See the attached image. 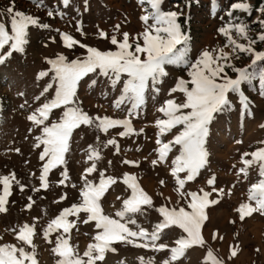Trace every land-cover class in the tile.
<instances>
[{"label": "rangeland", "instance_id": "1", "mask_svg": "<svg viewBox=\"0 0 264 264\" xmlns=\"http://www.w3.org/2000/svg\"><path fill=\"white\" fill-rule=\"evenodd\" d=\"M234 2L251 5L247 12L233 10L231 19L250 25L248 35L255 39L264 30V25L256 23L257 20H264V13L258 11L264 8V0H217L214 8L211 7L210 0H163L162 10L180 13L178 23L188 36L186 47L190 60H194L205 49L212 51L214 55L221 48L231 53V46L225 47L226 37L219 33L218 29L229 22L228 11ZM11 3L12 0H0V22L6 25L10 23V18L4 10ZM87 4L88 10L85 11L84 0H70V5L66 8L63 7L61 0H41L40 4L34 3L33 0H15V10H22L26 14L38 17L41 23L50 25L49 29L30 26L28 36L30 42L25 46V52H14L11 58L0 65V174H10L14 171L22 183L31 187H39L43 162L38 159L42 147L41 149L34 147L35 136L40 134V129L27 117L36 107L54 96L53 87L39 101L34 99L50 82L52 75L50 73L48 77L38 79V74L50 67L46 58H55L56 54H64L69 61L86 55V49L79 46L71 50L64 47L56 30L67 32L82 44L97 47L99 50H115V46L110 43V37L115 34L118 39H122L123 32H128L129 42L133 43L134 37L144 28L140 16L145 14V9L151 11L150 5L146 3L141 5L139 0H87ZM49 7L54 11L52 18L47 16ZM59 11H63L65 15L60 16ZM78 23L82 29L79 32ZM117 24L120 25L118 31L114 27ZM100 30L107 32V39L100 38ZM232 36L239 43H247L235 31L232 32ZM50 37H54L55 42H52ZM140 42L142 43V40ZM253 47L256 50H264V42L257 41ZM4 51H7V47ZM231 62L236 67H247L251 63V55L232 54ZM260 67H264V61L258 62L254 69L249 70L258 71ZM165 68L168 75L163 78L162 84L158 85L159 94L154 95L149 89L146 94V105L138 116L130 118L138 135L120 137L118 133L123 129L119 126L110 129L107 134L99 133L88 126H81L74 131L70 151L66 154L69 177L65 185L58 183L64 170V166H60L50 173V187L47 190L36 193L28 188L21 192L18 187L13 186L12 195L6 206L7 211L0 213V244L24 246L29 252L34 250L37 264H57L60 257L53 248L59 233L53 232L45 238L43 232L50 220L65 207L81 202L79 192L83 186L82 176L84 170L91 165V162L87 161L89 145L99 146L101 157L96 161L97 172L89 174L88 179L98 183L100 170H104L106 176L117 178L116 183L109 186L101 199L104 214L115 218V213L122 207V199L130 195V190L123 183L124 173L137 177V182L152 197L154 207L158 208L164 204L179 207L184 204L176 191L175 178L170 174L171 161L179 154L180 146H174L165 162L156 166L151 165V161L158 155L155 151L158 147L155 143L158 132L155 121L158 118H165L158 108L169 98L175 99L177 103H183L185 95L180 91L169 94V89L175 85L178 78L190 80L184 66L166 65ZM226 71L229 76L235 77L236 74L231 68ZM124 79L127 77H122L120 84L111 87L106 78L96 73L84 77L77 87V100L80 106L90 115L124 118L127 115V106H122L121 109L113 106L114 100L120 95ZM92 80L97 81L95 85L91 84ZM242 91L250 98L249 110L242 113L240 105L235 102L236 98L232 96L234 107L224 110L222 114H214V119L210 123V135L206 138L208 163L200 170L194 181L185 185V190L188 191H199L201 188L211 191L212 186L207 185V180L214 174L216 177L214 186L218 189L223 188L225 195L220 203L206 209L208 219L202 228L206 245L193 246L186 250L185 256L177 264H206L205 256L208 249H211L214 256L223 264H264V214L254 213L241 221L236 212L240 203L248 202V189L251 184L260 179L256 165L249 168L247 176L238 174V169L243 167L241 155L264 147V97L259 95V78L242 85ZM22 104L23 108L20 107ZM62 111L63 109L54 110L50 120L58 119ZM182 128V125H178L162 139L165 141L173 139ZM141 129L143 132H140ZM97 136L99 141L96 140ZM108 138H115L118 141L119 154H115L114 146L107 148L102 146V142ZM16 149L20 151L16 152ZM125 159L139 161V166L124 164L122 161ZM32 173L34 175H31ZM184 175L181 174L182 177ZM161 180L165 183L161 184ZM229 189L231 195L228 194ZM62 194L67 195L66 200L60 199ZM29 195L34 200L30 209L26 208ZM215 198L216 194L213 193L210 199ZM134 218L149 231L160 219L154 209L147 208L145 215L137 214ZM69 219L75 221V226L65 236L69 239L70 245L82 255L87 245L94 242L95 222L85 223L86 213L70 216ZM25 222L35 224L34 235L31 237L32 245H22L11 230ZM130 227L135 230V226ZM180 234L182 233L177 228L165 230L159 242L172 245ZM113 247L116 252H106L104 261H98L97 264H140V257L146 259L154 257L155 264H161L169 255L166 251L157 252L122 243H116ZM232 250L237 252L235 257L230 255ZM26 264H30V261H26Z\"/></svg>", "mask_w": 264, "mask_h": 264}, {"label": "snow or ice", "instance_id": "2", "mask_svg": "<svg viewBox=\"0 0 264 264\" xmlns=\"http://www.w3.org/2000/svg\"><path fill=\"white\" fill-rule=\"evenodd\" d=\"M33 2L40 4L41 0H33ZM61 3L66 8L70 5V0H61ZM84 3L85 11H87V0H84ZM139 3L141 5L146 3L151 8V11L145 9V14L140 16L144 24L143 31L134 37L133 43L129 42L128 32H123L122 39H118L117 35L113 34L110 37V43L115 46V50H99L97 47L82 44L67 32L56 30L59 32L64 47L71 50L79 46L86 49V55L70 61L64 54H56L55 58H46L50 67L40 71L37 78L48 77L52 73L50 82L34 99L39 101L53 87L54 96L36 107L27 117L40 129V134L35 136L34 144L36 149L42 147L38 156L39 161L43 162L39 175L40 184L39 187L25 185L17 178L14 171L10 174H0V185H2L0 213L7 211L6 206L14 185L21 192L28 188L36 193L47 190L50 187V173L60 166H64V170L61 172L62 178L58 183L65 185L69 177L66 154L70 151V141L74 131L81 126H88L103 134L119 126L123 129L118 133L120 137L138 135L130 118L138 116L140 110L146 105V94L149 89L154 95L159 94L158 85L162 84L163 78L168 75L166 65L186 67L190 80L178 78L175 85L169 89V94L182 92L186 97L183 103H177L175 99L169 98L158 108L165 118H158L155 121L158 128L155 140L158 147L155 151L158 155L151 161V165L156 166L165 162L174 146H180L179 154L171 161L170 174L175 178L176 191L184 204L179 207H169L167 204L158 208L154 207L152 197L140 186L137 177L124 173L123 183L130 190V195L122 199V207L115 213V218L104 214L101 199L105 196L109 186L116 183L117 178L106 176L105 171L100 170L98 183L88 179L89 174L97 172L96 161L101 157L100 147L89 145L87 161L91 162V165L84 170L82 176L83 186L79 192L81 202L65 207L50 220L43 232L45 238L53 232L59 233L53 248V251L60 257L57 264H97L98 261H104L106 252H116L113 247L116 243L157 252L166 251L169 255L161 261V264H177L185 256L186 250L193 246H205L206 240L202 235V228L208 219L206 209L220 203L225 190L214 186L216 181L214 174L207 180V185L212 186L211 191L203 188L199 191H188L185 190V185L194 181L200 170L208 163L206 138L210 135V123L214 119V114H222L224 110L234 107L232 96L236 98L235 102L240 105L242 113L248 111L250 98L242 91V85L250 83L257 77L260 84L259 95L264 97V67H260L258 71L249 70L254 69L258 62L264 61V50H256L253 47L257 41L264 42V30L253 39L248 35L250 25L244 22H234L231 19L233 10L249 11L251 8L249 3H232L228 11L229 22L218 29L219 33L226 37L225 47L231 46V53L221 48L214 55L212 51L205 49L194 60L188 57L186 47L188 36L178 23L180 13L162 10L163 0H139ZM216 3L217 0H210L212 8ZM4 11L8 14L10 23L6 25L0 22V65H3L6 59L11 58L14 52H25V46L30 42L28 39L30 26L40 29L50 28L48 23H41L38 17L26 14L22 10H15V0H12L10 6ZM258 11L264 13V8ZM59 15L63 16L65 13L59 11ZM47 16L50 18L54 16L51 7L47 10ZM150 20L151 23H149ZM256 23L264 25V20H257ZM114 27L118 31L120 25L117 24ZM77 31H82L79 23ZM233 31L247 43H239L234 39ZM99 36L104 39L108 38L104 30L99 31ZM50 39L55 42L54 37ZM6 47L7 51H4ZM235 53L250 54L251 63L247 67H236L231 62V56ZM228 68L236 74L234 78L228 75L226 71ZM94 73L106 78L111 87L120 84L122 77H127L123 80L120 95L113 103L116 109L127 106V115L124 118L90 115L80 106L77 100L78 84L84 77ZM96 82L92 80L91 84L95 85ZM20 107L23 108L24 105ZM59 109H63L59 118L50 120L54 110ZM185 109L190 111L184 112ZM178 125H182L183 128L173 139L167 141L162 139L166 133H170ZM140 132H143V129ZM96 140L99 141V136ZM102 146L104 148L114 146L115 154L120 152L118 141L115 138L106 139L102 142ZM19 151L20 149H16V152ZM249 156L250 158H247ZM122 162L131 166H139L140 163L127 159ZM241 162L243 167L238 169V174L247 176L249 168L256 165L260 177L258 182L252 183L248 189V202H242L236 208L239 219L243 221L254 213L264 214V147H258L250 153H243ZM182 173L185 174L183 177ZM160 183L165 182L161 180ZM72 186L75 187L74 184ZM213 193L216 194V198L210 199ZM228 194L231 195V189L228 190ZM60 199L66 200L67 195L62 194ZM27 200L29 203L26 204V208L30 209L34 203L33 197L29 195ZM146 208L154 209L160 217L152 226L151 231L142 227L134 218L137 214L145 215ZM80 213H86L87 219L84 222H95L96 229L94 242L87 245L82 255L70 245L69 239L65 236L75 226V221L70 220L69 217L78 216ZM130 225L135 226V230ZM172 228L179 229L182 234L174 240L172 245L159 242L165 230ZM11 230L22 245H32L31 237L34 235L35 224L25 222ZM215 238L214 233L213 239ZM230 255L235 257L237 252L232 250ZM34 256V250L33 252L26 251L24 246L10 243L0 244V264H26V261H30V264H37ZM139 261L140 264H155L154 257L147 259L140 257ZM205 261L206 264H223L214 256L211 249L207 250Z\"/></svg>", "mask_w": 264, "mask_h": 264}, {"label": "trees", "instance_id": "3", "mask_svg": "<svg viewBox=\"0 0 264 264\" xmlns=\"http://www.w3.org/2000/svg\"><path fill=\"white\" fill-rule=\"evenodd\" d=\"M263 1V0H262ZM252 82V81H251Z\"/></svg>", "mask_w": 264, "mask_h": 264}]
</instances>
